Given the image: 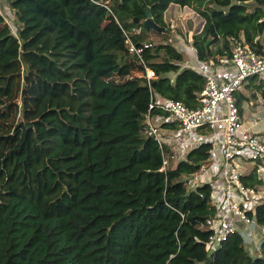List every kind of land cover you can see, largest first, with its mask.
<instances>
[{
	"label": "trees",
	"instance_id": "16d2710c",
	"mask_svg": "<svg viewBox=\"0 0 264 264\" xmlns=\"http://www.w3.org/2000/svg\"><path fill=\"white\" fill-rule=\"evenodd\" d=\"M250 1V10L238 5ZM9 2L18 30L0 34V264H264V237L258 256L239 232L207 248L210 189L184 177L208 146L161 171L159 145L143 134L152 97L195 108L207 82L165 43L169 7L200 11L192 46L199 60L218 62L231 55V36L252 43L264 28V0ZM148 7L164 32L144 28ZM121 26L136 45L153 43L145 62L127 50ZM253 88L264 96V84L249 80L237 92L241 110L257 98ZM244 181L263 180L253 171ZM255 216L264 225V201Z\"/></svg>",
	"mask_w": 264,
	"mask_h": 264
},
{
	"label": "built area",
	"instance_id": "2783aa9c",
	"mask_svg": "<svg viewBox=\"0 0 264 264\" xmlns=\"http://www.w3.org/2000/svg\"><path fill=\"white\" fill-rule=\"evenodd\" d=\"M12 14V9L0 0L4 24H12L9 23ZM259 23L264 24V15ZM121 29L127 50L145 62L144 53L153 47V43L136 45L122 26ZM140 31L141 28L135 30ZM13 33L17 35V32ZM230 40L231 55L221 56L218 62L199 60L197 48L192 46L200 63L199 71L207 78L198 98L199 105L190 108L181 100L152 97L143 134L152 137L159 145L163 156L161 171H166L172 163L188 160L192 150H201L207 145L205 157L200 159L201 167L188 177L193 188L209 186L210 201L216 210L202 224L211 232L207 248L214 250L230 234L239 232L246 247L260 250L264 225L257 220L255 211L264 201V131H254L244 117L248 112L256 123L264 119V96L261 95V108L257 106L252 112L248 106L254 103L249 99L243 101V110L240 109L237 92L252 79L256 84H264V28L254 35L252 43L243 33L231 36ZM154 74L153 69L145 65L148 81ZM253 92L259 94L254 88ZM155 108L167 115H152ZM165 122L175 123L176 128L163 129ZM172 138L175 142L170 141ZM167 145L170 150L166 149ZM253 171L263 181L250 186L244 177Z\"/></svg>",
	"mask_w": 264,
	"mask_h": 264
},
{
	"label": "rangeland",
	"instance_id": "374dc122",
	"mask_svg": "<svg viewBox=\"0 0 264 264\" xmlns=\"http://www.w3.org/2000/svg\"><path fill=\"white\" fill-rule=\"evenodd\" d=\"M4 3L9 7H10V2L8 0H4ZM238 5H241V7H243L245 10H250L252 9V7L255 6V2L250 1L247 3H238ZM185 7L183 8V10L181 9L179 12H175L172 13L171 15H168L166 21L168 23V26L170 28V32H171V36L170 39L168 41H166L165 43H172L174 46H176L178 49H181L185 52V56H186V60L183 62L184 65H194V66H200V63L198 61L197 58H195L194 55V51L192 49V43H191V39L192 36L196 33H199L203 26H204V17L202 16V14L200 13V11L198 9H196V7H191V6H182ZM227 14L229 13V11L226 12ZM13 16V14H12ZM14 17V18H13ZM12 19L9 20V23H12L11 25H7V24H3L0 25V34H3L6 31H12V32H17L18 30V24L15 20V16H13ZM14 19V20H13ZM13 20V22H12ZM7 25V26H6ZM153 42L156 44L159 43H164V41L157 35H153L152 36ZM133 74H141V72H134ZM173 76V75H172ZM250 94H252V91L250 92ZM257 98L253 99L250 98L249 100H252L254 105H250L248 106V108L254 112L256 111V107L259 106L262 103V99L263 97L261 96V94H257ZM261 108V107H260ZM247 115L249 114L248 112L246 113ZM244 117V120L247 121L249 120L248 116ZM264 129V119H262L260 121V124H258L254 129L256 131H259L260 129ZM254 130V131H255ZM170 141L175 142L174 138H172ZM176 156V154H175ZM201 160H203L204 158H200ZM175 160V157L172 159V161ZM185 182L187 183L189 188H193V186L191 185V183L189 182V178L188 177H184ZM247 249L249 251H254L253 255L254 256H258L260 255V250L254 249L253 246H249L247 247Z\"/></svg>",
	"mask_w": 264,
	"mask_h": 264
},
{
	"label": "crops",
	"instance_id": "0c3cea01",
	"mask_svg": "<svg viewBox=\"0 0 264 264\" xmlns=\"http://www.w3.org/2000/svg\"><path fill=\"white\" fill-rule=\"evenodd\" d=\"M183 8H185V7H182V6L178 5V4L173 3V4L169 7V9L166 11V13H165V19H167L168 15H171L172 13H175V12H179L181 9L183 10ZM192 37H193V36H192ZM191 40H192V39H191ZM194 55H195V53H194ZM195 58H196V55H195ZM188 65H190V66H192V67H194V68H196V69L199 70L198 66H194V65H191V64H188ZM247 116L249 117V120L247 121V124H248L250 127H252L253 130H255L254 128H255L258 124H260V121H258V123H256V120H255V118H254L253 116H251L250 114H248ZM255 131H256V130H255ZM259 131H264V129L262 128V129H260ZM259 131H256V132H259ZM255 249H256V248H255ZM257 250H258V249H257ZM253 252H254V251H250V253H251L252 255H253Z\"/></svg>",
	"mask_w": 264,
	"mask_h": 264
},
{
	"label": "water",
	"instance_id": "95a60500",
	"mask_svg": "<svg viewBox=\"0 0 264 264\" xmlns=\"http://www.w3.org/2000/svg\"><path fill=\"white\" fill-rule=\"evenodd\" d=\"M136 21H140V18H136ZM143 26L147 30H155L159 32H164L166 28L157 24L151 15L150 7L147 8V17L142 21Z\"/></svg>",
	"mask_w": 264,
	"mask_h": 264
}]
</instances>
